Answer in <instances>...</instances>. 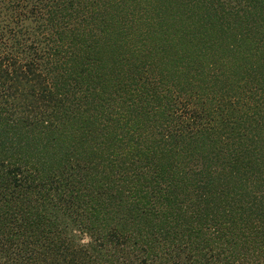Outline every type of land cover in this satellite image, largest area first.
<instances>
[{
    "label": "trees",
    "instance_id": "trees-1",
    "mask_svg": "<svg viewBox=\"0 0 264 264\" xmlns=\"http://www.w3.org/2000/svg\"><path fill=\"white\" fill-rule=\"evenodd\" d=\"M0 264H264V0H0Z\"/></svg>",
    "mask_w": 264,
    "mask_h": 264
},
{
    "label": "rangeland",
    "instance_id": "rangeland-1",
    "mask_svg": "<svg viewBox=\"0 0 264 264\" xmlns=\"http://www.w3.org/2000/svg\"><path fill=\"white\" fill-rule=\"evenodd\" d=\"M157 40V39H156ZM158 41V40H157ZM132 42H135V39L134 40H132ZM169 41H167V40H162L161 41V43L162 44H167ZM153 44H156V42H153ZM158 56V55H157ZM83 240H86L87 239V236L86 235H83V238H82Z\"/></svg>",
    "mask_w": 264,
    "mask_h": 264
}]
</instances>
